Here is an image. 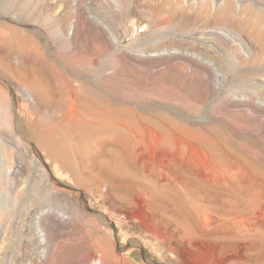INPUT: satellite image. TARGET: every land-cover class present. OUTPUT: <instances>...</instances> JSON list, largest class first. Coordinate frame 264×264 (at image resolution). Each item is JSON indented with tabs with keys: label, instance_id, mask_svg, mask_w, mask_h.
<instances>
[{
	"label": "rangeland",
	"instance_id": "rangeland-1",
	"mask_svg": "<svg viewBox=\"0 0 264 264\" xmlns=\"http://www.w3.org/2000/svg\"><path fill=\"white\" fill-rule=\"evenodd\" d=\"M104 256L264 264V0H0V264Z\"/></svg>",
	"mask_w": 264,
	"mask_h": 264
},
{
	"label": "bare ground",
	"instance_id": "bare-ground-1",
	"mask_svg": "<svg viewBox=\"0 0 264 264\" xmlns=\"http://www.w3.org/2000/svg\"><path fill=\"white\" fill-rule=\"evenodd\" d=\"M160 15V14H159ZM162 16V15H161ZM185 19V18H184ZM71 31V30H70ZM72 39V38H71ZM25 94V93H24ZM165 109V108H164ZM118 125H120V126H122V127H124L126 130H128V132H129V136L130 137H139V135H138V133L135 131V127L133 128V126H131V125H128V124H126V123H124V122H118ZM144 125V124H143ZM143 125H142V127H143ZM146 125H148L147 123H146ZM141 126V125H140ZM167 128V127H166ZM145 129V128H144ZM169 129V128H168ZM127 132V133H128ZM40 133V132H39ZM177 133V132H176ZM176 135H178V134H176ZM180 135V134H179ZM182 137V136H181ZM44 140V139H43ZM40 144V143H39ZM50 148V147H49ZM163 149V148H162ZM169 151V150H168ZM56 154V153H55ZM130 154V153H129ZM141 157V156H140ZM164 157V156H163ZM138 158V157H137ZM166 158H167V156H166ZM169 158H170V156H169ZM175 158V157H174ZM176 159V158H175ZM159 160V159H158ZM156 161V160H155ZM174 161V160H173ZM133 162V161H132ZM145 162V161H144ZM154 162V161H153ZM179 162H180V160H179ZM158 163V162H157ZM166 163V162H165ZM172 163V162H171ZM173 164V163H172ZM159 166V165H158ZM156 168V167H155ZM153 171V170H152ZM161 171V170H160ZM165 171V170H164ZM163 171V172H164ZM157 173V172H156ZM169 173H171V172H169ZM157 174H159V173H157ZM166 175H168V173H165ZM165 174L163 173V175L165 176ZM175 174V173H174ZM177 175H179V174H177ZM153 176H154V174H153ZM156 176V175H155ZM169 176V175H168ZM170 177V176H169ZM171 178V177H170ZM157 179H158V176H157ZM160 179V178H159ZM169 180V179H168ZM158 181V180H157ZM176 181V180H175ZM160 182V181H159ZM171 182V181H170ZM173 182H174V178H173ZM179 182V181H178ZM163 183V182H162ZM161 183V184H162ZM155 184H158V183H155ZM161 184H159V185H161ZM163 185V184H162ZM161 185V186H162ZM176 185V184H175ZM177 186V185H176ZM178 187V186H177ZM169 188H170V186H169ZM188 191V190H187ZM202 197V196H201ZM179 204V203H178ZM194 208L195 209H197V212L200 214L199 216H201L202 215V213H204V211L206 210V209H208V207H206V206H204V205H195L194 206ZM211 208V207H210ZM218 208V207H217ZM187 209V208H186ZM209 211V210H208ZM203 216V215H202ZM201 216V217H202ZM216 217V216H215ZM38 222V221H37ZM179 228V227H178ZM107 235V234H106ZM103 240V239H102ZM137 242H135V241H133L131 244L133 245H135ZM180 244V243H179ZM225 244V243H224ZM223 245V244H222ZM107 246V245H106ZM244 247V246H243ZM127 250V253L128 254H131V248L129 247V248H127L126 249ZM125 250V251H126ZM97 253V252H96ZM106 254V253H105ZM129 256V255H128ZM107 257H103V261H102V264H106V263H108L110 260H107L106 259ZM68 264V263H67Z\"/></svg>",
	"mask_w": 264,
	"mask_h": 264
}]
</instances>
